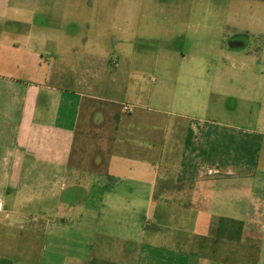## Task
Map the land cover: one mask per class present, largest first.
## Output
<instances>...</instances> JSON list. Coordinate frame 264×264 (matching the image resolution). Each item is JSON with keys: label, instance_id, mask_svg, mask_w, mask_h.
I'll use <instances>...</instances> for the list:
<instances>
[{"label": "crops", "instance_id": "1", "mask_svg": "<svg viewBox=\"0 0 264 264\" xmlns=\"http://www.w3.org/2000/svg\"><path fill=\"white\" fill-rule=\"evenodd\" d=\"M35 14L0 29V264H264L263 13L201 94Z\"/></svg>", "mask_w": 264, "mask_h": 264}, {"label": "rangeland", "instance_id": "2", "mask_svg": "<svg viewBox=\"0 0 264 264\" xmlns=\"http://www.w3.org/2000/svg\"><path fill=\"white\" fill-rule=\"evenodd\" d=\"M258 1L261 0H23L24 6L19 7L16 0H8L1 7L7 17L0 18V29L15 27L19 18L15 11L37 12L36 20L45 22V26L54 25L67 36H77L72 38V46L81 45L86 37L97 40L103 51L97 56H103L111 70L115 65L112 61L120 59L118 47H135L133 69L141 72L148 88L157 89L164 80L179 77L188 81L185 86L181 84L185 90L190 87L201 94L210 81L193 85L185 77L205 80L223 70L239 73L237 69L229 70L226 56L237 49L238 42L247 43L240 36L244 23H258L260 11L264 15V3ZM47 12L64 16L53 21L44 15ZM22 16L24 21L16 27L29 28L33 17ZM263 44V37L250 36L251 48ZM144 50L148 66L141 64Z\"/></svg>", "mask_w": 264, "mask_h": 264}, {"label": "built area", "instance_id": "3", "mask_svg": "<svg viewBox=\"0 0 264 264\" xmlns=\"http://www.w3.org/2000/svg\"><path fill=\"white\" fill-rule=\"evenodd\" d=\"M123 108H124L125 111L130 110V107L128 105H124Z\"/></svg>", "mask_w": 264, "mask_h": 264}]
</instances>
